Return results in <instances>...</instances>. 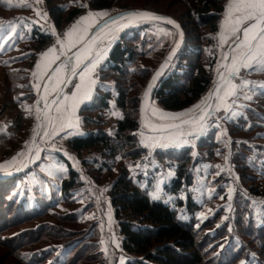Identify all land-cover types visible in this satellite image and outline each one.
I'll return each instance as SVG.
<instances>
[{"label":"trees","instance_id":"obj_1","mask_svg":"<svg viewBox=\"0 0 264 264\" xmlns=\"http://www.w3.org/2000/svg\"><path fill=\"white\" fill-rule=\"evenodd\" d=\"M118 1L89 0L88 6L74 5L67 9L55 0H45V3L58 29L71 23L88 8L94 11L113 6L121 10L144 8V4L119 5ZM178 2L183 6L185 16L175 19L184 29V42L152 97L169 112H180L194 106L210 88L217 55L216 35L221 30V17L226 5V0ZM163 13L171 15L167 10ZM153 23L172 30V41L169 42L167 36L157 35ZM189 28L196 33L190 34ZM53 40L52 34L33 26L28 42L29 67L35 65L38 53ZM177 40L178 31L159 22H147L124 30L99 67L100 81L112 78L115 93L104 91L103 95L97 96V103H87L80 108L81 115L85 110L104 111L114 107L121 111V117L109 133L101 126L102 123L84 115L83 125L92 124L94 129L85 136L69 137L68 146L98 185L109 186L121 247L128 257L125 264H237L244 259L247 264H264V220L257 224L252 205V196H264V186L256 183L258 172L264 171V144L258 142L264 138V95L254 97V102L247 105L241 116L230 119L229 125L226 124L231 161L239 177L237 182L233 181L235 215L231 229L227 221L222 220L225 216L223 206L199 223L197 213L202 206L191 191L205 171L206 176L215 172L213 167L204 168L207 164L212 165L226 148L215 126L209 127L208 132L197 139L195 151L190 145L181 150L150 151L140 143L138 134L145 130L140 122L143 91ZM211 51L213 56H210ZM2 60L0 55L1 68L4 65ZM4 75V91H0V98L6 99L2 102L0 114L8 109L15 112L13 120L18 126L25 114L18 98L22 89L18 81L20 76L10 70H4ZM27 88L31 90L30 85ZM14 139L16 137L12 136L9 141L14 142ZM17 147L18 143L13 146L11 143L9 149ZM8 151L7 148L6 153ZM147 158L156 164V172H172L170 182L163 185L165 192L172 196L169 201L153 200L150 196L152 178H148L147 186H142V171L135 173ZM66 164L68 171L60 181L59 192L71 204L72 194L81 190L85 181L69 161ZM146 169L149 174L155 173L153 176L157 174L151 168ZM229 177L225 171L216 177V194L225 193L224 185L231 181ZM16 178L0 179V232L19 231L0 237V247L8 248L16 264H114L115 260L101 249L94 222L71 212L46 211L50 203L40 209L34 206L30 209L26 201L17 203L14 194H10L15 188ZM180 213H186L184 218L179 217ZM44 216L57 221L42 220ZM35 220H40V223L31 226ZM27 224L30 226L25 227ZM209 230L213 233L210 234ZM61 249L59 255L57 252ZM246 250L254 251L259 262L248 261Z\"/></svg>","mask_w":264,"mask_h":264},{"label":"rangeland","instance_id":"obj_2","mask_svg":"<svg viewBox=\"0 0 264 264\" xmlns=\"http://www.w3.org/2000/svg\"><path fill=\"white\" fill-rule=\"evenodd\" d=\"M58 2L62 7L65 9L70 8L74 5H85L88 6L89 0H55ZM119 5L125 4V5H131V6H139L141 4H144V9H151L155 11L162 12L167 10L171 13L170 16L175 17H184V8L178 0H119ZM23 3L25 4H31L32 7H24L16 5L21 4V0H11V5L6 3V0H0V24L8 25L9 22H11L12 25L16 26L17 28V34L16 38L13 42H10L8 45H6L2 50H0L1 58L3 59V68L0 67V91H4V70H10L15 71L19 74V83L21 86V92L18 94V98L21 101V105L24 108V119L22 123H19L18 126L14 123V117L16 116L15 112H10L9 109L4 111L0 117V164H5V162L10 161L14 156L17 155L18 152L25 151L26 148L24 147L26 142H30L31 137L33 135L32 129L36 126V110L37 107L39 109L42 107L44 101L40 99L41 95H43L44 89L43 85L45 84V80L47 75L52 69L56 68L57 63H59L64 57L61 56L60 60L56 61L55 64L51 65V69H49L48 74L45 75L43 78L39 79L40 83V89L39 91L33 87V84L37 82V78H34L32 76V72L36 71L35 65L37 62H41L42 64L44 61H41L40 54L45 52L50 47H55L57 51H59L60 45L56 44V36H53L54 40L49 45L45 46L41 52L38 53L37 59L35 62V65L33 67H29L28 63V55L30 53V48L28 46V42L30 39V34L33 26H38L43 32L45 33H52V30L55 29L57 36L61 37L63 39V34L66 30H68L71 25H73L79 18L86 16L89 12L97 13V12H107L108 16L105 17V19L109 18L110 16L114 15L115 13H118L121 10L117 6H113L110 9L103 10V11H94L91 9H87L83 14L79 15L77 18H75L71 23H69L66 26H62L61 29H58L55 27L53 20L47 10L45 0H42L41 3L36 4L35 0H23ZM158 6V7H157ZM33 8H39V10L42 13H47V19H42L40 17H37L35 12L33 11ZM163 8V9H162ZM136 9V8H132ZM181 14V15H180ZM23 21V23H20V21ZM222 20V17H221ZM32 21H37L36 23H32ZM103 21V20H101ZM100 21V22H101ZM144 22L138 23V26L143 24ZM147 23V22H145ZM154 26V32L157 35H163L167 36L169 39V42L172 41L174 32L168 28H164L162 26H158V24L153 23ZM131 28V27H129ZM128 29V28H127ZM190 34L194 35L196 32L193 30V28H189ZM163 30V31H161ZM221 31V30H220ZM170 33V35H165L164 33ZM121 34V33H120ZM119 34V35H120ZM5 32L0 31V36H4ZM119 35L116 36V39L113 40L108 46H107V54L111 47V45L118 39ZM179 36V33H178ZM217 37V55L215 54V64L212 67L213 72V79L212 84L210 85V88L207 90V92L204 94L203 97H205L208 92L210 91L213 81L216 80L217 77V68L219 64L224 63L222 57L223 54L227 52V47L229 44H227L226 48L223 50V52H220V32L216 35ZM177 42V41H176ZM82 44L77 45L76 48H73L71 52L67 53L69 55L70 53H73L78 47H80ZM210 56H213V52H210ZM166 57V56H165ZM164 57V58H165ZM107 58V55H106ZM105 61V60H104ZM104 61L102 63H104ZM208 64V62L206 63ZM101 66V65H100ZM99 66V67H100ZM208 66V65H207ZM99 67L96 70V73L94 75V79H99ZM4 69V70H3ZM70 73V66L65 70L66 77ZM79 82V76H75L66 91L63 95H69L72 91H74V85ZM54 83V82H53ZM27 85L31 86V90H28ZM61 84H59L56 88V91L59 89ZM56 91H51V94L47 96V101L49 98H51ZM104 91H110L111 93H115L114 88V81L112 78H107V80L99 81L98 86L96 89H93L92 98L90 100L85 101L83 104H81L76 109V117L79 119V125L76 128L72 129H66L65 131H62L59 136H56L54 139H49L48 142H41L40 137L37 142V146L40 149V159L35 160L33 162L34 164L29 165V169H25L22 173L16 175V181L14 182L15 188L12 190L10 194H14L16 197V202L19 203L21 201H26L27 206L31 209V207H36V209H40L44 207L45 205L50 203L49 212L55 213L61 212H71L79 217L82 216L84 219L91 220L97 225L98 233H99V241L101 245V249L106 248L107 249V255L111 258V260H115L114 264H117L118 261H125L128 259L127 255L124 253L121 247V237L118 232V226L113 216V208L110 204L109 199V186L107 184L105 185H98L94 178L89 174L87 167L81 166V163L78 159V157L75 156L74 158L71 157L67 152H65V148L68 147V138L71 136H85L87 133L92 131L94 129V126L92 124H89L88 126H84L82 122V117L84 115L93 117L94 121H99L101 126L106 129L109 133L114 128V124L116 120L121 117V111L115 109L114 107H110L108 110L104 111H94L89 112L87 110L81 112L80 115V108L82 105L87 103H97L99 100V97H97V92L103 95ZM31 93V95H29ZM96 94V95H95ZM63 95L60 99H63ZM202 97V98H203ZM201 98V99H202ZM4 98H0V107L3 105L2 102H4ZM201 99L197 102L199 103ZM40 101L39 105H37V101ZM255 99L252 101H246V100H240L238 103L245 105L244 108H241V110L238 109L240 113H244L245 108L247 105H249L251 102H254ZM111 104L114 103L113 100L110 102ZM196 103V104H197ZM195 104V105H196ZM55 107V106H54ZM53 107V108H54ZM193 107V106H192ZM190 107V108H192ZM188 108V109H190ZM157 109L160 112L167 113V114H178L181 112H184L188 109H185L180 112H169L166 111L162 106H160L156 101H153L151 103V106L147 110V116L150 120L154 122L159 123H169V121H162L157 118V116L153 115L152 110ZM242 111V112H241ZM54 114V113H50ZM223 116V112L215 113L213 117L208 121V127L206 131L202 134H199L197 136H187L185 137L188 141L186 144H181L179 146H169V147H146L150 151L158 150V149H173V150H181L185 145H190L193 147L194 151L197 146V139L199 137L203 136L208 132L209 127L215 126L217 129V133L219 134V137H221L224 140V147L225 150L222 151V154L219 158H217L214 163L207 164L204 169H210L213 167L215 172H212L211 175L206 176V171L204 172V175L199 176L198 185L195 188H192L191 191L194 193V197H196V201L201 204L202 209L198 211L197 213V221L201 223L203 220L207 219L211 215L215 214L217 210H219L222 206L225 208V216L222 220H226L229 228L231 229L233 227V219H234V209H233V196L234 191L232 192V199L229 201L228 199V193L229 189H233L235 187V184L233 181L239 180L237 171L234 167L233 162L231 161V151L229 149V132L226 124L230 122L233 119H221ZM241 116V115H240ZM218 125V126H217ZM229 125V124H228ZM226 132V135L224 133ZM76 133V134H73ZM42 134V132H41ZM160 135H167V133H152L149 132L148 129L145 128V130H141L138 134L140 143L142 136L145 140V143L151 144V141H149L147 138L152 136H160ZM12 136H15L16 139H14V142L9 141ZM63 138V141L59 143L58 145H63V148H59V152L55 153L51 151V148L54 145L55 140H61ZM259 143L264 144V138L260 139L258 141ZM12 146L18 143V147L16 149H9V146ZM142 144V143H141ZM144 145V144H143ZM8 148V152L6 153ZM63 154L69 155V158L72 160L71 165L72 167L80 172L81 178L85 181L84 187L76 191L72 194L73 200L71 204H68L66 202V199L63 198L59 192V186L60 181L63 179V177L66 176V173L68 171L67 162L70 160L68 157L65 156V158L61 157ZM34 155V153H33ZM76 157V158H75ZM225 157H228L227 161H225ZM22 159V158H21ZM45 164L43 163L44 161ZM78 161V164L74 165L73 161ZM147 158L145 161L148 163H141L138 167V170L135 171V173H138L142 171L143 177L140 179V182L142 186L148 185V178H152L153 183L150 191V196L159 190L160 199L164 201H168L172 198V196H169L168 193H164V187L163 185L168 184L170 182V178H172L173 174L171 171L168 172H156L155 166L156 164L149 160ZM59 163L60 165L58 167L63 168L64 171H57L56 173H53L51 175L48 174L50 172L49 166L52 163ZM19 162L6 166L4 169H0V172H5L8 170L14 169ZM40 166V168L38 167ZM219 165L220 168H217L216 166ZM146 168H151L153 172H156L157 174L153 176L154 174H149L147 172ZM225 171L230 176L231 179L230 182L224 185L225 193L224 194H216L217 193V185L214 184V181L217 176L221 175V172ZM47 172V173H45ZM219 173V174H217ZM207 177H209L207 179ZM162 181V183H161ZM256 183L259 184L260 187L264 186V171L258 172V177L256 180ZM104 190V191H102ZM216 195V196H214ZM171 197V198H170ZM223 197V199H222ZM255 202V203H254ZM229 205L231 206L229 208ZM252 205H253V218H256L258 220L257 224H261L264 220V196H252ZM186 213H180L179 217L184 218V215ZM46 217V218H45ZM51 220V221H57L55 218H49L47 216H44L42 220ZM41 220V221H42ZM37 223H40V220H35L34 224L32 223L31 226L37 225ZM30 226V224L26 225L25 227ZM19 231L16 229L10 230L7 233L0 232V237L3 238L6 234L14 235L18 233ZM209 233H213V230H209ZM234 237L238 239V236L234 233ZM103 238L104 244H101V239ZM113 238L115 239V243H113ZM118 245V247H117ZM62 251V249L57 252L58 254ZM247 257L249 258L248 261L253 262L254 260L259 262V258L257 254L252 250H246ZM38 255H41L40 252L37 253ZM60 255V254H59ZM120 259V260H119ZM125 259V260H124ZM244 259V258H243ZM247 260V259H246ZM121 263V262H119ZM0 264H16L15 260L10 256L8 252V248H2L0 247ZM125 264V263H124ZM237 264H247V262L244 260L237 262Z\"/></svg>","mask_w":264,"mask_h":264},{"label":"snow or ice","instance_id":"obj_3","mask_svg":"<svg viewBox=\"0 0 264 264\" xmlns=\"http://www.w3.org/2000/svg\"><path fill=\"white\" fill-rule=\"evenodd\" d=\"M41 2L42 0H35L36 4ZM6 3L11 5V0H6ZM16 6L32 7L31 4L23 3V0H21V4ZM33 11L37 17L47 19V13H42L39 8H33ZM107 16V12H89L64 32L63 39L57 36L55 29L52 30L51 34L56 36V44L60 45V48L57 51L55 47H50L40 54L41 61H44V63L37 62L35 65L36 71L32 72V76L37 78V82L33 84V87L39 91L41 87L39 79L48 74L51 65L60 60L61 56L64 57V60L51 71V74L48 75V83L43 85L44 93L40 99L45 102V107L43 110L37 107V126L32 129L31 143L26 142L24 145L27 152H18L10 161L0 164V169L17 162L20 163L21 167H25V160L30 159L35 162V160L40 159V149L32 146L38 136L41 142L46 143L49 139L59 136L62 131L78 127L79 119L76 117V109L92 98L93 86L96 83L93 77L97 68L106 59L107 46L116 39V33L140 20H163L177 29L179 28L172 20L145 11L131 12L116 18L105 19ZM101 20H103L102 25L100 24ZM121 20L126 21V23L120 24L119 21ZM36 22L32 21V23ZM20 23H23V21L21 20ZM94 29L96 31H93ZM106 29L107 31H105ZM0 31L5 32L4 36H0V50H2L14 41L17 28L9 22L7 26L0 24ZM238 33L241 35L237 36ZM164 34L170 35L167 32ZM233 36L236 37L235 46L229 45L230 51L224 53L222 57L223 61L228 62L219 64L216 70L218 79L213 81L214 87L199 103L178 114H167L153 109L152 113L158 119L169 121V123L160 125L146 122L142 106V126L153 132L167 133V135L148 137L147 139L151 141V144L145 143L142 136L141 143L145 147H169L186 144L188 141L185 137L197 136L206 131L208 121L215 113L223 112L221 119L236 118L242 115L238 109L245 107L238 101H252L257 95H264V82L250 81L244 78L243 75V73L249 75L264 73V0H229L224 13V21L221 24L220 45L223 46ZM80 44H83V47L73 53L72 56L67 55ZM171 58V55H169L167 60H171ZM167 60L161 66V70L153 76L144 97L149 95L156 79L161 75L163 68L167 66ZM69 66L70 75L79 76V82L74 85L75 90L71 92V95H63V99L59 98L62 93L58 92L57 98L49 103L47 96L51 94V91H56L59 84L70 82L65 75V70ZM39 103L38 100L37 105ZM53 106L55 107L53 108ZM224 135H226V132ZM51 151H59V149L53 146ZM227 159L228 157H225V161ZM73 162L74 165L78 164V161L74 160ZM52 167L57 171H64L63 168L56 165ZM216 167L220 168L219 165ZM233 191V189H229V201L232 199ZM152 199H160L159 190L152 195ZM113 243H115L114 238ZM101 244H104L103 238ZM102 250L107 256V249ZM121 264H123L122 260Z\"/></svg>","mask_w":264,"mask_h":264},{"label":"water","instance_id":"obj_4","mask_svg":"<svg viewBox=\"0 0 264 264\" xmlns=\"http://www.w3.org/2000/svg\"><path fill=\"white\" fill-rule=\"evenodd\" d=\"M138 11H145V12L153 13V14H155L156 16H159V17H163V18H166V19H170V20H172V21L175 23V25H178V26H179V28L177 29V28L174 27L172 24H168V23L164 22L163 20H157V21L140 20V21H136L135 23H133V24L130 26L131 28H134V27H137V26H138V23H141V22H144V23H145V22H159V23L168 24V25L174 27V28L178 31V33H179L178 40H177L176 44L174 45V47L172 48V50L168 53V55L162 60V62H161L160 65L156 68V70L153 72V74L151 75V77H150V79H149V81H148V84H147L146 88L144 89L143 94H142V97H141V102H140V122H141V108H142V106H143V108H144V117H145L146 122H150V123H153V124L160 125V124H164V123L154 122V121H152V120H150V119L148 118V116H147V110H148V108H147V107H148V104H149L150 99H152V97H153V92H154L156 86L159 84V82L161 81V79H162V78L164 77V75L166 74L167 70L169 69V67H170V65H171V63H172V61L174 60L176 54L178 53L180 47L182 46V44H183V42H184V38H185V32H184V29L182 28L180 22H179L177 19H175L173 16H170V15H168V14H165V13H162V12H159V11L151 10V9H144V8L128 9V10H124V11H120V12H118V13H115L114 15L110 16L109 18H116V17L122 16V15H124V14H126V13L138 12ZM109 18H107V19H109ZM121 22H123V20L119 21V23H121ZM100 24L102 25V24H103V21H101ZM93 31H96V29H94ZM105 31H107V29H106ZM240 35H241V34H240ZM235 39H236V38H235ZM235 39H234L233 42L230 44L232 47L235 46V44H234ZM81 47H83V45L80 46L78 49H76L73 53H75L76 51H78ZM229 51H230V48L228 47V52H229ZM73 53H70L69 56H72ZM169 55H171V57H172L171 60H167V58L169 57ZM63 60H64V58H63L61 61H63ZM166 60H167V66H165V67L163 68V71L161 72V75L156 79L153 88H152L151 91L149 92V95H148L147 97H144V93H145V91L148 90V85H149V83L152 81L153 76L155 75V73H156L157 71H160V70H161V66L165 64V61H166ZM61 61H60L59 63H57L56 67L61 63ZM227 62H228V61H224V63H227ZM52 70H54V69H52ZM52 70H51V71H52ZM51 71L49 72L48 75L51 74ZM221 71H223V69H221ZM48 75H47V77H46L45 83H48ZM74 77H75V76H71L70 73H69L68 76H67L66 78H67L70 82H68V83H64V84H61V86H60L59 89L54 93V95H53L51 98H49L48 102L50 103L53 99L57 98V93H58V92H59V93H62V95H63L64 92L66 91V89L68 88V86L70 85V83H71V81H72V79H73ZM213 87H214V85H212L211 89H212ZM211 89H210V90H211ZM43 93H44V92H43ZM62 95H60L59 98H61ZM44 107H45V102L43 103V105H42V107H41L40 109L43 110ZM53 107H54V106H53ZM141 125H142V123H141ZM36 126H37V122H36ZM36 126H35V127H36ZM145 128H146V127H145ZM146 129H148V131H150V132H152V133H160V132H153V131H151L149 128H146ZM32 136H33V135H32ZM38 140H39V136L36 138L35 144L32 145L33 148H36ZM29 143H31V140H30ZM25 152H27V149L25 150ZM22 159H23V158H22ZM30 162H31L30 159H29V160H25V164H26L25 167H21V165H20V163H19V164H18L14 169H12V170H8V171H5V172H0V179H9V178L15 177L16 175L22 173L26 168H28L29 165H30ZM18 169H19V170H18Z\"/></svg>","mask_w":264,"mask_h":264},{"label":"crops","instance_id":"obj_5","mask_svg":"<svg viewBox=\"0 0 264 264\" xmlns=\"http://www.w3.org/2000/svg\"><path fill=\"white\" fill-rule=\"evenodd\" d=\"M228 2H229V0H226V5H225V9H226V6H227V4H228ZM225 9H224V12H223V14H222V20H221V24H222V22L224 21V13H225ZM220 33H221V31H220ZM240 35V33H238L237 34V36H239ZM236 37L235 36H233L231 39H229L228 41H227V43H225L223 46H221L220 45V52H223V50L226 48V46H227V44H231L232 42H233V40L235 39ZM229 45H228V47H229ZM228 47H227V52H228ZM243 75H244V78H246V79H248V80H250V81H259V82H264V73H253V74H248V73H243ZM100 80H98V78L96 79V83H95V85L93 86V89H96L97 88V86H98V82H99ZM92 94H93V90H92ZM69 95H71V93H69ZM96 95V94H95ZM98 95H101L99 92H97V96ZM239 110H241V108L239 109ZM242 112V111H241ZM63 141V138L61 139V140H55V141H53L54 142V145H55V148H57V149H59L60 147L61 148H63V145H58L59 143H61ZM60 146V147H59ZM65 152H67L71 157H73L74 158V152L69 148V146L67 147V148H65ZM52 152H55V153H57V152H59V151H52ZM69 155H66V154H63L61 157H63V158H65V156L66 157H68L69 158ZM76 158V157H75ZM70 159V158H69ZM32 161V160H31ZM45 162H47L46 160L43 162L44 164H45ZM69 162H72V160L70 159L69 160ZM31 164H34L33 163V161L31 162ZM30 164V165H31ZM53 165H56V166H59L60 164L59 163H52V164H50V166H49V169H50V172L48 173V174H50L51 173V175L53 174V173H56V170L52 167ZM38 167L40 168V166L38 165ZM45 173H47V172H45ZM164 193H166V192H164ZM169 196H171L170 194H169ZM171 198V197H170ZM170 200V199H169ZM168 200V201H169ZM120 260V259H119ZM125 260V259H124ZM119 262H121V261H118L117 262V264H121V263H119ZM125 263V261H123V264Z\"/></svg>","mask_w":264,"mask_h":264},{"label":"bare ground","instance_id":"obj_6","mask_svg":"<svg viewBox=\"0 0 264 264\" xmlns=\"http://www.w3.org/2000/svg\"><path fill=\"white\" fill-rule=\"evenodd\" d=\"M124 23H126V21H123V22H121L120 24H124ZM130 26H131V25H130ZM130 26H129V27H130ZM129 27L123 28L121 31H119L118 33H116V36L119 35L120 33H122L124 30H126V29L129 28ZM217 79H218V76L216 77V80H217ZM152 102H153V99H150L147 108H149V107L151 106V103H152Z\"/></svg>","mask_w":264,"mask_h":264}]
</instances>
